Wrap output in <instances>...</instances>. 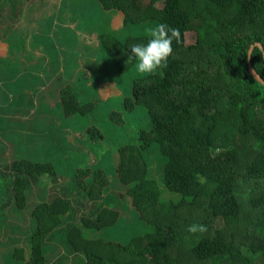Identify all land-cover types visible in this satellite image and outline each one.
<instances>
[{"label":"trees","instance_id":"1","mask_svg":"<svg viewBox=\"0 0 264 264\" xmlns=\"http://www.w3.org/2000/svg\"><path fill=\"white\" fill-rule=\"evenodd\" d=\"M4 1L0 21L33 16L35 0ZM96 2L103 11L122 14L120 32L133 25L149 29L165 24L179 33L166 65L135 80L132 97L124 103L128 112L146 108L150 130L138 134V146L120 147L116 167L108 169L99 165L101 160L79 159L84 150L76 148L78 139L70 144L57 124L0 125L11 138L0 136V163L6 164L0 167V190L8 200L0 197V219L7 220L0 225V264H264V85L247 66L253 46L251 65L264 81V0ZM23 4L27 9L21 16ZM49 19L44 17L39 28H53ZM20 28L9 33L11 40L18 41ZM30 28L25 46L34 47L31 52L43 48L50 67L67 73L73 56L60 57L53 36L41 45L47 30ZM188 31L195 32L190 45L185 44ZM33 35L42 38L36 42ZM147 35L104 32L99 35L100 50L119 73L129 72L135 64L128 60L129 46L146 42ZM89 60L90 76L85 72L83 77L82 68L73 83L62 82L61 74L54 82L60 92L53 116L57 109L72 118L93 108L80 99L99 59ZM111 117L124 122L120 113ZM16 128L30 132L28 141L12 133ZM88 134L92 141L103 138L94 126ZM13 141L23 142L26 150L6 156V143ZM154 147L162 158L158 164L163 188L149 176L147 154ZM44 154L49 161L35 159ZM84 161L98 164L80 168ZM36 187L50 194L37 201ZM116 189L129 197L133 213L146 227L127 244L104 236L124 228ZM163 189L178 198L166 200ZM193 222L205 225V231L188 233L186 227ZM22 223L30 226L20 232ZM16 232L27 234L24 243ZM62 244L71 257L59 256L57 246Z\"/></svg>","mask_w":264,"mask_h":264},{"label":"rangeland","instance_id":"2","mask_svg":"<svg viewBox=\"0 0 264 264\" xmlns=\"http://www.w3.org/2000/svg\"><path fill=\"white\" fill-rule=\"evenodd\" d=\"M20 1V0H18ZM49 2V6H47V9L51 7V4L55 3L56 0H46ZM64 2L65 4L71 5L72 2H80V3H92L96 0H58L57 4L60 2ZM6 6V2L4 0H1L0 2V8L2 6ZM28 5V4H27ZM162 1H159L157 3V6H161ZM24 12L21 16H24L26 13L27 6L23 4ZM48 15L55 14L54 12H46ZM46 13H40L42 16L39 19H43L46 17ZM95 13H88L87 11H78V12H66L64 13L65 16H59L60 20L67 21L69 18H72L73 20L68 23V26H65L63 28H50V27H43V28H35L39 32H44L47 30V32L43 33L42 37L33 35V40L36 42H39L38 39L42 38L41 42H39L41 45H44L43 39L45 37L52 38L55 37L54 41L56 43V49L57 53L60 54V57H64L68 53L73 56V62L68 64L67 74H73L74 68L75 73L78 71L76 67L81 66V64L86 65L91 63L89 59L93 60L98 57L99 60L98 63L94 65V77L92 80V87L89 86H83V97L80 99L84 102L82 104H86L88 106H91V111L88 112L87 115H81L76 114L72 117V120L69 123V127L74 131L77 132V149H83L84 151L79 154V159L83 158L85 160H91L92 158L96 159L100 163L99 165L107 167L110 169L111 167L115 166V160H116V154L117 150L120 147L126 146V145H132V146H138V134L141 131H149L150 130V120L148 117V113L146 111V108L144 106H137L135 110L128 112L125 110V100L127 98L132 97V83L137 80L138 78H141L145 76V74H137L135 72V68L133 67L129 72L125 73H119L117 71V68L112 62V59L106 55L103 50H100V42H99V35L103 34L104 32H111L114 35L118 36H126L128 35V32H130L132 35H144L147 33V28H143L140 25H133V27L127 28L126 31L120 32L121 28V20H120V14H115L113 17L111 16L107 23H105V19L101 16V21L99 22L101 28H94L90 29L91 22L88 20L82 22L81 24L84 27H75L76 24V16H90ZM58 19V18H56ZM88 19V18H87ZM24 20H19L15 22V26L12 28L11 31L6 32V28L1 29L0 31H4V36H7L5 34H11L14 31H16L17 28H20V31L15 37L18 39H13V52H24L25 54H31V50L34 47H30V45L25 46L28 39V34L31 31V28L28 27L26 29H23L24 27ZM63 23V22H62ZM106 24L108 27H106ZM87 26V27H86ZM155 25H151L150 28H152ZM149 28V29H150ZM59 31H63V33H59ZM41 35V34H39ZM2 36V34H1ZM50 40L47 42L49 43ZM195 42V32L188 31L185 33V44L190 45ZM17 44V45H16ZM16 45V46H15ZM54 48V49H55ZM15 49H18L14 51ZM82 54L83 57L80 59L78 55ZM96 56V57H95ZM53 64L56 66L57 60L56 58H52ZM82 60V61H81ZM0 65L1 67L4 66V64L7 61H2L0 59ZM135 65V64H134ZM5 69V68H4ZM90 69V67H89ZM88 69V70H89ZM87 67L83 70L82 76H85V72L88 71ZM19 72L18 70H15ZM55 72V71H54ZM74 77V76H72ZM75 78V77H74ZM1 79L4 80V78L1 77ZM85 79V78H84ZM85 82V81H84ZM4 85H0V90L3 93V96H6L5 92V85L6 81L3 82ZM82 90V87H81ZM4 107L2 109V113H11L12 110L16 111L20 108L18 103H2L1 105ZM13 107V108H12ZM22 112V110H21ZM120 113L123 117L124 122L122 124H118V122H115L111 115L112 113ZM62 116L64 117V113H59V109L56 110V117ZM66 126V125H64ZM92 126L96 127L103 135L102 139L97 140H91V136L88 134V129ZM83 144H86L87 146L83 148ZM85 146V145H84ZM88 148V149H87ZM157 147H154L151 152L147 154V158L149 160V176L150 178L157 181V183L163 188L162 185V167L159 165V162H162V158L160 154L158 153ZM96 161V162H97ZM97 162V164H98ZM97 164L92 165L90 162H82V165H79L80 168L83 167H91L96 168ZM101 167V166H100ZM116 195L118 199L120 198L121 202V215L124 217L125 222L123 223L124 228H121L120 231H115L116 233L112 236L110 235H104L109 240L118 241L122 244H127L131 238L135 236L142 235L146 231V227L142 222H140L138 214L131 207V201L128 196L125 195L122 189L118 190L116 189ZM162 195L166 200H175L178 198V195H175L173 193L168 192L166 189H163ZM136 213V214H135ZM7 223V220L0 219V225L4 227ZM9 224V223H8ZM7 224V225H8ZM0 226V236L3 234L2 228ZM58 254L59 256H69L70 252L66 250L64 244L61 246H57Z\"/></svg>","mask_w":264,"mask_h":264},{"label":"crops","instance_id":"3","mask_svg":"<svg viewBox=\"0 0 264 264\" xmlns=\"http://www.w3.org/2000/svg\"><path fill=\"white\" fill-rule=\"evenodd\" d=\"M57 1L58 0H56L55 3L51 4V7L47 9V6L50 5L49 2H47L46 0H35V4L33 5V16L31 17V19L27 20V17L21 18V20L25 21L24 28L31 26L39 28L40 25L44 24V22L41 21L43 19H39L42 16L40 13H43L44 15V13L46 12L55 13L48 16L46 13V17H50L48 22L53 28L68 26V23L73 20L72 18H69L67 21L60 20L59 16H65L64 13L66 12L73 13L78 11H87V14L95 13L90 16L87 15V17L76 16L75 18V27H84L81 23L88 20L89 22H91V27H89L90 29L101 28L99 24V22L101 21V16L103 17V19H105V23H107L106 21H108L111 16L113 17L115 14H120L119 12L115 13L103 11L102 9H100L96 1L86 4L80 2H72L71 5H67L63 1L57 4ZM120 20L122 21V14H120ZM29 22H31V26L28 25ZM122 24L123 21L121 22V25ZM14 26L15 22L12 19L0 21V30L3 28H13ZM106 27H108L107 24ZM3 33L4 31H0V59L7 62L3 67H1L0 65V85H4L3 82L4 80L6 81L5 92L7 95L3 96V93L0 90V125L4 126L7 125L8 122L14 123V121H16L17 123L23 122L25 128H30V125L41 127V125L43 124H45L46 127L51 126L52 128L53 125L57 124L59 128H61V130L63 128L64 135L67 137L66 140H68L70 144H76L78 133L74 132L68 126L72 118L53 116L55 114V111H53V109L57 108L59 103H55V99L58 100V94L60 92V89L54 86V82H56L57 78H60V76L62 75V82H65L66 84L73 83V81H75L78 77L80 70L82 68L83 70L86 69V65L88 64H81V66H79L80 68H77L78 71L76 73V69H74V73L69 75L63 68H59L55 71L53 70V67H50L53 66L50 64L51 58L48 57L46 51H44L43 48H40L38 46L34 49L33 52H31V54H25L24 52L14 53L13 47L11 46V43L13 45V40L10 39V34H5L7 36H4ZM16 50L18 49H15L14 51ZM78 57L81 59L83 55L79 53ZM15 70H18L19 72ZM90 71L91 70L86 71L87 76H90ZM72 76H74L75 78ZM1 77L4 78V80L1 79ZM92 80L93 79L91 77L89 82L85 83V85L91 88L93 85ZM2 103H18L20 108L16 111L12 110L11 113H2V109H4V107L1 106ZM11 131L14 134L16 132L17 136L19 134L23 136V141L27 140L30 135V132H28L27 129L24 128L11 129ZM52 134L54 133L52 132ZM3 135L6 138V141L7 139H11L6 136L7 134L5 135V133L0 130V136L3 137ZM6 144V156H10L11 153L18 155L19 152H23L24 149L26 150L23 142L18 143L17 141H13L11 142V144L9 142H7ZM47 155H52V153H47ZM35 159L38 161H49L46 154H44L42 158L36 157ZM9 160H13V158L9 157ZM5 166V163H0L1 168H4ZM35 194V200L40 201L41 199L45 198V195H49L50 191H44L43 189L40 193L37 188L35 190ZM0 197L3 198V200L8 201L7 195L1 190ZM11 217L15 220L17 219V215H12ZM27 226L29 227L30 225H28V223H22L20 225V227H22V230L20 232L27 230ZM15 234L16 237L22 239V242L24 243L27 234L20 233V235H18L17 232Z\"/></svg>","mask_w":264,"mask_h":264},{"label":"clouds","instance_id":"4","mask_svg":"<svg viewBox=\"0 0 264 264\" xmlns=\"http://www.w3.org/2000/svg\"><path fill=\"white\" fill-rule=\"evenodd\" d=\"M147 33L146 42L129 46L128 60H135V72L141 75L152 74L157 68L165 66L172 51L173 39H179L178 31L165 24H157ZM186 231L191 234L204 232L205 225L193 222L187 225Z\"/></svg>","mask_w":264,"mask_h":264},{"label":"water","instance_id":"5","mask_svg":"<svg viewBox=\"0 0 264 264\" xmlns=\"http://www.w3.org/2000/svg\"><path fill=\"white\" fill-rule=\"evenodd\" d=\"M258 47L261 48L260 44H256ZM253 46L250 47V50L248 51V61H247V66H248V71L249 73L252 75L253 78L257 79V81H259L261 84L264 85V81L261 80V78L259 77V75L255 72V70L253 69L252 65H251V61H250V55H251V50H252ZM263 57H264V53H263Z\"/></svg>","mask_w":264,"mask_h":264}]
</instances>
